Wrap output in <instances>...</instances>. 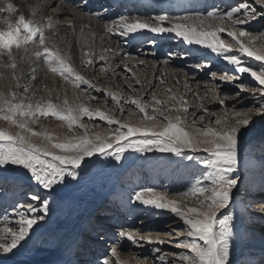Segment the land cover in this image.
<instances>
[{"label":"snow or ice","instance_id":"snow-or-ice-1","mask_svg":"<svg viewBox=\"0 0 264 264\" xmlns=\"http://www.w3.org/2000/svg\"><path fill=\"white\" fill-rule=\"evenodd\" d=\"M255 4L264 9V0H255ZM16 11V7L11 3L0 7V13L8 12L11 15ZM85 14L90 18L102 19L100 13ZM258 15L264 16V10L257 13V9L248 0H241L226 11L214 6L206 11L184 15L165 13L147 18H133L131 21L128 16L121 15L118 19L105 23L109 34L122 37L145 33L159 36L173 34L188 46L196 45L210 50L232 66L233 73L218 76L216 72H211L210 76L218 79L221 84L233 83L239 91L224 93L223 98L218 93L215 94V100L224 112L221 115L212 113L215 119L202 127L196 125L195 111L191 112L193 118L189 120L190 101L185 95H177L171 88L167 89L170 93L168 99H160L152 93L150 99L145 100L144 96L149 95L147 89L152 87V81L149 80L140 97L124 98L118 92L100 89L85 79L73 66L71 56L58 46L59 25L53 15L26 19L21 14L14 21L5 18V27L0 28V61L6 58V62L0 63V68L12 70L11 79L14 84L8 85L7 92L0 90V120L9 125L8 128H0V171H6L10 167L26 170L30 179L46 194L31 193V202H27L26 207L17 205L13 209L18 217L15 222L18 228H0V256L14 254V250L23 246L22 242H27L35 232L34 226H39L50 214L48 197L57 190L62 191L69 183L77 181L82 172V165L87 164L93 157L98 160L111 159L119 163L127 152L141 155L158 152L183 157L188 161L196 160L204 171L190 182L185 191L175 196L152 187H144L134 191L131 202L155 210L168 211L182 223V227H173L164 233L170 237L167 241L160 240V234H157L155 240L139 235V231L135 229H121L118 236L133 244L153 245V264L157 261L159 264H233V242L237 238L236 209L233 205L238 203L233 190L238 185V178L234 173L239 165L240 134L243 128L249 126L253 116L264 115V47L253 48L242 39L255 41L253 33L243 26L256 20ZM215 21L220 23L216 24ZM66 26L75 30L72 22ZM84 32L85 28L82 27L80 33ZM221 34H224V37ZM261 35L264 36V33ZM88 36L93 38V43L89 42L88 37L77 38V44L82 50L83 66L99 64L101 71H114L108 54H116L117 50L101 47L97 51L94 44L96 33L89 30ZM149 43L155 45L156 40L151 39ZM66 48H72V43L67 42ZM180 55L183 58L186 53ZM245 57L259 62V68L248 64ZM21 63H40L48 72L63 78L74 89H81L82 85H86L87 87L82 89L84 92L89 89L103 91L119 108L121 115L124 114L125 105L135 106L145 123L143 126L125 123L109 115L108 110L91 109L84 102L69 101L67 96L62 101L56 96V101L60 102H54L51 98H36L31 85L21 83ZM140 63L144 64V61ZM205 66L210 67V64ZM37 70L35 67L31 69L32 80L36 79ZM124 70L131 71L128 65H124ZM244 74H248L258 85L251 89V93L259 107L236 108V104L241 102L242 93L249 91L247 84L236 83L244 78ZM160 83L163 84L164 80L161 79ZM135 84L142 85V81L136 78ZM185 87H188L187 83ZM132 91L138 89L133 88ZM191 95L195 100L201 101L196 107L204 112V115L198 117L203 122L209 112L202 103L204 97H200L196 92H191ZM87 99L95 101L97 97L89 94ZM227 100H235L236 103L229 106L225 103ZM128 115L131 116L132 113L129 112ZM49 117L64 122L72 135L54 142L50 133L34 130L33 125L38 124L41 118ZM85 120L106 122L110 134L103 135L94 131V126ZM189 127L195 128V134L188 131ZM12 128L17 131H12ZM80 129H83V134L76 135L75 132ZM33 137L41 138V142H34ZM199 152L206 153L207 158L197 160L190 154ZM185 198L194 199L195 206H187L184 203ZM4 220L8 222L7 215ZM165 243L187 251L173 252L169 259L160 247L155 246ZM110 253L112 257H116L117 248L112 247ZM97 264H112V261L105 257L98 260ZM116 264H120L118 259ZM137 264H149V257L138 260Z\"/></svg>","mask_w":264,"mask_h":264},{"label":"rangeland","instance_id":"rangeland-1","mask_svg":"<svg viewBox=\"0 0 264 264\" xmlns=\"http://www.w3.org/2000/svg\"><path fill=\"white\" fill-rule=\"evenodd\" d=\"M65 1L73 7L79 5L80 7L76 8L81 13H100L102 19H97L104 24L120 17L114 16V11L110 9L111 3L115 2L117 5L119 1ZM142 1L144 2L140 3L142 7L136 0L133 3L114 8L120 7V11L125 12L131 21L133 18H147L165 13L184 15L206 11L214 6L226 11L241 2V0ZM248 2L257 9V13L264 10L261 9L260 5L255 4V0H248ZM129 6L132 7V10ZM125 7L130 9L127 10ZM214 23L219 24L220 21ZM243 27L251 31L256 37L253 42H249L247 38H242L245 43H250V46L256 49L264 47V36L261 35L264 33V16L258 15L256 20ZM221 35L224 37V34ZM112 37L115 45L122 48V54L119 57L120 66L115 68L114 76L109 71H101L99 64L82 67L85 73H89L88 80L100 89L118 92L124 98L129 96L140 97L142 95L141 89L135 84V78L143 79L148 72L140 61L159 63L149 95L144 96V99H150L152 93L160 99H168L170 93L167 89L171 88L177 95H185L190 101L189 120L193 118L191 112L195 111L196 125L200 127L215 119L212 113L221 115L224 112V109L215 100V94L218 93L223 98L224 93L239 91L233 83L221 84L218 79H213L210 76L211 72H216L218 76L224 73H233L232 66L211 53L210 50L202 49L196 45L188 46L173 34L159 36L145 33L136 39L122 37L118 34L112 35ZM151 39L156 40L155 45L149 43ZM227 39L230 40V38ZM169 53L176 55L170 56ZM182 53H186L183 58L180 55ZM108 55L113 56L115 54L109 53ZM244 59L254 68H259V62L247 57ZM207 64H210V67H206ZM124 65H128L131 71L125 72ZM164 68L172 69L174 72L172 71L170 74L180 76L178 82L164 80V83L161 84L160 80L165 77ZM133 73L135 74L134 77L132 76ZM182 74L186 77L185 80L182 78ZM56 76L58 77V75ZM26 79L25 83L28 81V84L32 83L30 77ZM185 83H188L187 88ZM236 83H244L249 86V91L242 93L241 102L236 104V108L259 107L251 93V89L258 86L256 82L248 74H244V78ZM86 87V85H82L81 89L78 90L86 95L83 102L89 108L101 111L108 110L109 115L134 126L144 125L142 114L138 113L135 106L125 105L124 114L121 115L119 108L114 105L110 97L104 95L103 91L96 92L94 89H89L88 92L82 91ZM133 88L138 89V91L133 92ZM19 91L22 92L23 89H19ZM191 92H196L200 97H204L202 103L209 109L203 122L198 117L204 115V112L196 107L201 101L195 100ZM89 94L96 96L97 100H88ZM49 98L50 96L46 99ZM225 103L230 106L236 101L227 100ZM129 112L132 113L131 116L128 115ZM149 112L152 114L150 110ZM175 114L173 113V115ZM85 122L93 125L94 131L103 135L110 134L104 121L85 120ZM213 126L215 127V125ZM8 127L6 121L0 120V128ZM33 128L35 131L50 133L54 142L62 141L65 136L72 135L64 122L52 117L41 118L38 124L33 125ZM12 131H17V129L12 128ZM188 131L195 134V128L189 127ZM75 134L82 135L83 129L76 131ZM89 135H92L91 131ZM33 140L36 143L41 142V138L33 137ZM190 154L195 156L197 160L207 158V154L203 152ZM9 169L15 171L14 173L24 174L25 177H11L0 172V200H3L0 202V228L8 226L17 229L18 225L15 222L18 217L15 216L13 209L17 205L26 207L27 202H31L29 199L31 193L40 192L41 195L46 193L30 179L26 170L14 167ZM203 171L204 168L196 160L188 161L183 157H174L171 154L158 152L143 155L127 152L119 163L111 159L98 160L97 157H93L87 164L82 165V172L77 181L69 183L62 191L57 190L48 197L50 214L39 223V226H34L35 232L27 242H22V248L28 249L25 252L27 254L16 256L15 261L43 264L41 258L38 259L33 256L34 252L43 248L49 249L53 244L60 243L62 238L71 237V232L75 228L74 237L75 240H79H77L68 261L75 260V264L77 262L78 264H97L98 260L108 257L112 264H116L117 259L122 257L124 260L126 259V262L127 260L129 262L119 260L120 264H137L138 260L149 257V264H153L151 252L153 245L133 244L126 238H120L118 236L119 230L135 229L139 231V235L150 237L153 240L157 239V234H160L158 238L167 241L170 237L164 233L169 232L173 227H182V223L178 222L168 211L155 210L138 203L133 204L131 202L132 194L141 188L152 187L157 191L167 192L169 195L175 196V194L185 191L190 182L201 175ZM234 175L238 178V185L233 190V195L238 203L233 205L236 209L235 227L237 231V238L233 242V264H264V115L253 116L249 126L242 129L239 143V165ZM126 189L129 191L127 192ZM185 199L187 206H195L194 199ZM6 215L8 222L4 220ZM92 225L93 227L90 229L89 226ZM155 246L160 247L169 259H171L173 252L187 251L167 243ZM64 247L63 252L66 251ZM112 247L117 248L116 257L111 256L110 249ZM241 247L240 253L235 254L236 249ZM47 252L46 259L48 254L54 257L61 256V258L65 256L64 253L56 250ZM31 258L34 259L31 260ZM61 258L55 264H63ZM46 264H50L49 261ZM155 264H159V262L157 261Z\"/></svg>","mask_w":264,"mask_h":264},{"label":"bare ground","instance_id":"bare-ground-1","mask_svg":"<svg viewBox=\"0 0 264 264\" xmlns=\"http://www.w3.org/2000/svg\"><path fill=\"white\" fill-rule=\"evenodd\" d=\"M125 1L126 3L134 2L136 0H120ZM8 3L13 4L17 11L13 14H9L8 12H2L0 13V28H4L5 25L3 24V20L5 18H11L13 21L18 19L19 15H24L26 19H39L42 15H53L54 19L58 21V36H57V43L58 46L64 49L67 54L71 56V60L73 63V66L76 67V69L85 77V79H88V72H84L82 67V50L80 45L77 44V38L78 37H88L89 42L93 43V38L88 36L89 30L96 33V36L94 38V44L96 47V50L99 51L101 47L106 48H112L116 49V54L113 56H110L111 60V66L113 70H116V66L119 65V57L120 54H122V48L121 46L115 45V41L113 40V37L111 34H109L106 31L105 24L98 20L97 18H90L89 15H85L84 13H81V11L73 7L72 5H69L65 0H0V7H6ZM137 3H144L142 0H137ZM115 6L112 4L110 9H112L115 13L114 16H121L126 15L125 12L120 11L119 8H114ZM127 10H129L128 7ZM115 9V10H114ZM4 14V15H3ZM127 16V15H126ZM67 19V20H66ZM69 22H72L75 26V30L65 27V24L67 25ZM84 27L85 32L83 34L80 33V29ZM140 35L132 34L129 37H132V39H136ZM61 38L63 39V42H61ZM71 42L72 48H66V43ZM114 44V46H113ZM124 52V51H123ZM19 59V57H18ZM6 62V58L4 61H0V63ZM136 63V62H134ZM138 64V63H137ZM159 63H149L144 62L145 68L148 70L146 72V76L143 79H140L142 81V85H137L141 89V93L143 94V90L147 88V81L151 80L152 84L154 81V78L157 73V67ZM35 67L37 68V72L35 73L36 79L32 80L31 84V90H35L36 98H44L46 99L49 97V92H51L50 98L54 100V102H60L56 101V96L60 97V100L62 101L65 96L69 99V101L76 100L77 103L83 102L86 98V95H83L78 89H74L71 85L66 83L63 79L57 77L56 75H53L52 73L48 72L46 67H44L42 64L37 63L34 65H28V64H20V68L23 69V79L21 83H25L27 80L26 78H31L32 71L31 69ZM172 69L164 68V75L163 80L165 81H177L179 80L180 76L177 74H170L172 72ZM112 75L114 71H109ZM174 72V71H173ZM176 73V72H175ZM12 76V70L11 69H5L0 68V90L7 92L8 85L14 84V81L11 79ZM114 76V75H113ZM182 78L185 80L186 77L182 74ZM136 79V78H135ZM108 80V79H107ZM29 83V81H28ZM188 84V83H187ZM151 88H148V93ZM180 95V94H178ZM2 174L9 175L11 177H17V176H24L21 174L14 173L15 171H12V169H7L6 171H0ZM27 174V173H26ZM128 192L129 190L126 189ZM3 200H0L2 202ZM184 203L187 205V200L184 199ZM85 226V225H84ZM83 226V227H84ZM95 226V225H94ZM93 225L89 228L91 229ZM75 229V228H74ZM74 229L71 232V237H65L62 238V241L58 244H53L51 248L46 249L43 248L42 250H39L38 252H34L33 256L42 259L43 264H46V262L49 261L50 264H55L60 258L54 257L51 254H48V258L46 259L47 251H53L56 250L57 252H62L65 254L61 258V261L63 264H75V260L68 261L72 255L74 246H76L77 240H75L74 235ZM63 237V236H62ZM68 239V240H67ZM67 240V241H66ZM59 242V241H58ZM33 243V242H32ZM65 246V247H64ZM63 247L66 249L65 252L62 251ZM28 249H24L22 247L19 248V250H14V254H9L7 257L0 256V264H41V263H29L28 261L25 262H16L15 258L18 255H26ZM242 250L241 248L236 249V253H240ZM30 252V250H29ZM34 258H31V260ZM48 260V261H47ZM120 261H125L122 257L119 259ZM126 262V261H125ZM127 262H129L127 260ZM126 262V263H127ZM78 264V262L76 263Z\"/></svg>","mask_w":264,"mask_h":264}]
</instances>
